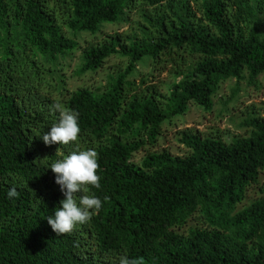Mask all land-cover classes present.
<instances>
[{
    "label": "trees",
    "instance_id": "obj_1",
    "mask_svg": "<svg viewBox=\"0 0 264 264\" xmlns=\"http://www.w3.org/2000/svg\"><path fill=\"white\" fill-rule=\"evenodd\" d=\"M136 11V29L85 45L75 38ZM78 49L79 75L116 55L126 66L103 88L70 91L62 59ZM140 65L151 70L141 75ZM166 70L175 79L164 94L155 82ZM261 78L264 0H0V264H264V184L240 208L264 171V116L247 119L250 135L186 130L187 154L148 150L133 161L192 104L212 111L224 82ZM57 102L78 113L81 131L45 145ZM88 149L101 186L87 194L102 207L57 235L47 217L65 197L49 166ZM12 188L19 195L9 198Z\"/></svg>",
    "mask_w": 264,
    "mask_h": 264
},
{
    "label": "rangeland",
    "instance_id": "obj_2",
    "mask_svg": "<svg viewBox=\"0 0 264 264\" xmlns=\"http://www.w3.org/2000/svg\"><path fill=\"white\" fill-rule=\"evenodd\" d=\"M140 12L136 11L132 15L131 21L122 23H106L103 31L99 34H91L83 32L77 34V38L81 44L85 45V41L93 42L104 41L110 34L125 33L136 29L135 19H140ZM67 34L71 32L66 31ZM64 64V73L66 75L67 87L71 90L79 88H89L97 90L103 88L108 81V75L115 73L117 69L126 66V60L119 55L113 56L106 66L96 72H87L79 75L77 73L78 66L82 61V51L75 50L70 56L62 59ZM141 75L148 74L151 70L149 65H140ZM138 77L140 74L138 73ZM174 76L168 71L158 75L155 83L159 89L167 94L174 82ZM139 80V79H138ZM259 114L264 116V78L260 79L257 84H251L249 80H244L240 84L237 79H230L224 82L215 97V105L212 111H207L194 104L191 105L189 112L185 116H180L174 121L165 124L163 136L158 143L146 146L133 156V161L139 163L148 150L164 151L169 150L176 155L187 154L188 148L181 142V132L186 130H194L203 135L222 136L228 140H232L237 136L250 135V126L247 119ZM264 184V171L261 174L260 182L251 186L247 201L240 206L244 208L250 205L254 200L262 196V185Z\"/></svg>",
    "mask_w": 264,
    "mask_h": 264
},
{
    "label": "clouds",
    "instance_id": "obj_3",
    "mask_svg": "<svg viewBox=\"0 0 264 264\" xmlns=\"http://www.w3.org/2000/svg\"><path fill=\"white\" fill-rule=\"evenodd\" d=\"M52 110L59 113V120L51 126L49 132L43 134L45 145H68L77 141L81 131L78 113L66 109L59 102L54 103ZM49 167L65 198L60 202L61 207L56 209L54 216L47 217L48 224L57 235L69 234L78 224L87 223L93 210L99 211L102 207V201L98 197L87 194L89 186L97 189L101 186V177L97 175L98 153L92 149L73 151ZM81 191L83 195L79 196L77 202L75 194ZM18 195L15 188L8 192L9 198ZM120 264H144V261L143 258L129 259L124 256L120 258Z\"/></svg>",
    "mask_w": 264,
    "mask_h": 264
}]
</instances>
